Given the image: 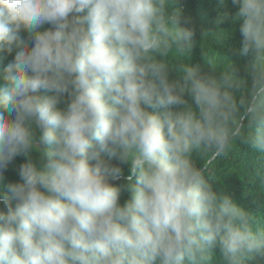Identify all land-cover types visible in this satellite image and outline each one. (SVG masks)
I'll list each match as a JSON object with an SVG mask.
<instances>
[{
    "label": "clouds",
    "instance_id": "1",
    "mask_svg": "<svg viewBox=\"0 0 264 264\" xmlns=\"http://www.w3.org/2000/svg\"><path fill=\"white\" fill-rule=\"evenodd\" d=\"M231 3L216 75L183 62L182 0H0V183L25 157L0 264H264V195L245 206L205 163L241 143L264 187V0Z\"/></svg>",
    "mask_w": 264,
    "mask_h": 264
},
{
    "label": "trees",
    "instance_id": "2",
    "mask_svg": "<svg viewBox=\"0 0 264 264\" xmlns=\"http://www.w3.org/2000/svg\"><path fill=\"white\" fill-rule=\"evenodd\" d=\"M184 15L191 17L196 29V44L191 53L183 58V62L195 63L203 70L219 75L224 71L232 59V50L240 47L239 21L235 19L238 6H233L231 0H182ZM50 25L45 24L41 30H47ZM5 63L12 57L6 54ZM43 94V93H41ZM255 157L241 143L235 144L233 150L225 158L216 161H205L209 166L212 178L228 191L234 193L240 203L249 208H255V200L264 195V187L258 185L254 179L252 168ZM25 162V157H17L4 173V180L0 188L11 182H17V170ZM129 172L125 167L124 177ZM131 181L121 180L123 185L121 203L130 195L127 190ZM258 221L264 225V211L257 214ZM217 260L219 257L217 256Z\"/></svg>",
    "mask_w": 264,
    "mask_h": 264
}]
</instances>
